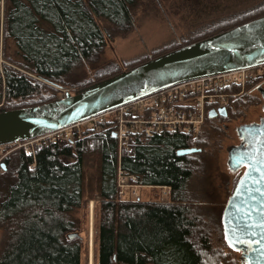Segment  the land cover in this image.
Wrapping results in <instances>:
<instances>
[{
    "label": "trees",
    "instance_id": "16d2710c",
    "mask_svg": "<svg viewBox=\"0 0 264 264\" xmlns=\"http://www.w3.org/2000/svg\"><path fill=\"white\" fill-rule=\"evenodd\" d=\"M135 3L0 0V57L26 72L0 64L1 95L9 105L2 111L56 101V89L43 81L61 88L73 69L96 59L107 43L94 16L127 31L132 26ZM262 16L264 5L243 15L237 25L198 42L131 68L119 65L118 74L116 68L98 71L97 77L103 80L94 86ZM9 44L13 56L6 54ZM201 144L204 140L200 135L162 133L146 146L118 154L109 134H97L84 135L72 144H46L29 154L17 151L13 163L11 160L14 177L4 179L0 189V264H80L82 243L66 236L78 230L70 214L83 205L82 160L90 153L99 158L96 264H238L211 247L206 223L195 211L198 203L187 195V183L197 170L200 152L185 156L176 153ZM9 160L6 157L5 163ZM118 168L134 176L138 186L169 188L167 201L119 197Z\"/></svg>",
    "mask_w": 264,
    "mask_h": 264
},
{
    "label": "rangeland",
    "instance_id": "374dc122",
    "mask_svg": "<svg viewBox=\"0 0 264 264\" xmlns=\"http://www.w3.org/2000/svg\"><path fill=\"white\" fill-rule=\"evenodd\" d=\"M262 5H264V0H136L131 10L132 26L127 31L116 28L104 18L94 16L107 43L96 59L78 65L68 74L61 90L55 88L53 98L62 99L63 90L69 95H76L96 85L103 80V78L97 77L98 71L116 68L118 74L121 67L131 68L135 64L168 54L210 37L226 27L237 25L242 21L239 19L243 15ZM6 54L13 56V47L10 44ZM0 64L16 68L2 56ZM18 70L25 72L20 68ZM1 71L2 67H0ZM253 85H248L241 97L232 101L227 111V117L218 116L217 119H204L198 133V136L200 135L204 140V144L197 148L200 149L197 157L198 167L187 183L188 198L198 203L195 211L206 223L211 247L228 254L231 259L238 261V264L241 262V253L231 250L225 245L221 217L226 202L243 173L242 168L233 172L227 165V149L239 143L235 130L241 125L252 121L257 122L264 115L263 101L259 96H254L249 92V89L254 87ZM1 94L2 84L0 82V112L9 106ZM10 105L13 104L10 103ZM28 148L32 151L33 146ZM19 150H23L25 153L24 148H21L17 143L0 147V189H2L1 184L5 183L4 179L12 180L14 177L13 156ZM6 157H10L8 164L5 163ZM64 161L70 162L69 160ZM1 166L4 167V170ZM82 170L84 177L83 205L80 209L72 211L70 216L78 225L77 232L73 233H78L79 238L75 239L82 243L80 264H88L89 203H93L92 247L93 264H96L94 233L97 204L100 199L97 190L99 158L95 153L83 157ZM116 189L118 196L122 199L163 202L167 201L169 191L168 189L165 190L166 193H163L161 187L136 185V196L133 197L132 189L129 187L124 188L123 195L119 194L117 186ZM2 237L3 233L0 231V252L3 248Z\"/></svg>",
    "mask_w": 264,
    "mask_h": 264
},
{
    "label": "water",
    "instance_id": "95a60500",
    "mask_svg": "<svg viewBox=\"0 0 264 264\" xmlns=\"http://www.w3.org/2000/svg\"><path fill=\"white\" fill-rule=\"evenodd\" d=\"M259 65H264V16L123 72L79 94L66 95L40 106L2 111L0 146L42 136L186 80ZM43 82L61 90L59 86ZM218 116L227 117L226 110L208 113L209 119ZM236 134L241 144L227 149V165L233 172L243 167L245 170L222 213L223 237L229 248L241 253L240 264H264V119L258 124L239 126ZM199 152L200 149L193 147L179 150L176 155ZM245 225L250 227L245 229ZM237 228L245 233L240 234L241 243L232 238ZM66 237L74 240L79 235L71 232Z\"/></svg>",
    "mask_w": 264,
    "mask_h": 264
},
{
    "label": "built area",
    "instance_id": "2783aa9c",
    "mask_svg": "<svg viewBox=\"0 0 264 264\" xmlns=\"http://www.w3.org/2000/svg\"><path fill=\"white\" fill-rule=\"evenodd\" d=\"M258 80L264 81V65L186 80L42 136L14 143L29 154L32 151L27 147L30 146L34 149L50 143L72 144L84 135L109 134L114 136L120 154L146 146L162 133L196 137L209 111L217 113L221 108L228 111L232 101L239 99L245 88ZM62 92V98L69 95ZM135 181L134 176L118 169L116 186L120 195L129 187L135 197ZM161 189L166 193L169 188Z\"/></svg>",
    "mask_w": 264,
    "mask_h": 264
},
{
    "label": "flooded vegetation",
    "instance_id": "af4514ba",
    "mask_svg": "<svg viewBox=\"0 0 264 264\" xmlns=\"http://www.w3.org/2000/svg\"><path fill=\"white\" fill-rule=\"evenodd\" d=\"M264 81H258V82H255V84L253 85L254 87H252L251 89H249V92H250V94L251 93H253L254 94V96L255 95H257V96H259V98H261V100L263 101V105H262V111H263V106H264V100H263V98H262V92H264ZM227 112V111H226ZM264 113V112H263ZM216 119H217V117H216ZM262 119H264V115H263V117H260L259 119H258V121L256 122V121H252V122H250V123H248V124H244V125H249V124H258L259 122H260V120H262ZM235 133H236V130H235ZM237 135V134H236ZM237 138H238V136H237ZM239 143L237 144V145H235V146H240V144H241V140L239 139V141H238ZM243 169V173H244V170H245V167H243L242 168ZM242 173V174H243ZM242 176V175H241ZM240 179V178H239Z\"/></svg>",
    "mask_w": 264,
    "mask_h": 264
},
{
    "label": "bare ground",
    "instance_id": "6f19581e",
    "mask_svg": "<svg viewBox=\"0 0 264 264\" xmlns=\"http://www.w3.org/2000/svg\"><path fill=\"white\" fill-rule=\"evenodd\" d=\"M92 222H93V203H89V248L88 264H93V247H92Z\"/></svg>",
    "mask_w": 264,
    "mask_h": 264
},
{
    "label": "snow or ice",
    "instance_id": "6c2138e0",
    "mask_svg": "<svg viewBox=\"0 0 264 264\" xmlns=\"http://www.w3.org/2000/svg\"><path fill=\"white\" fill-rule=\"evenodd\" d=\"M249 167H250V165H249ZM262 223H264V222H262ZM248 227H250V225H245L244 226L245 229H247ZM240 234H245V233H242L241 232V229L240 228H237L236 229V232L233 234V237H232L233 239H235V241L237 243H241L242 242L241 239H240ZM225 238H226V240L229 239V237L227 235H226ZM229 246H232V245L230 244Z\"/></svg>",
    "mask_w": 264,
    "mask_h": 264
}]
</instances>
